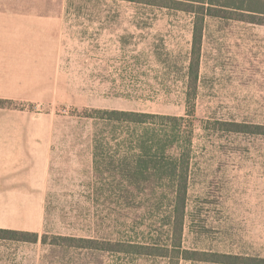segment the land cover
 I'll use <instances>...</instances> for the list:
<instances>
[{
  "label": "rangeland",
  "instance_id": "rangeland-1",
  "mask_svg": "<svg viewBox=\"0 0 264 264\" xmlns=\"http://www.w3.org/2000/svg\"><path fill=\"white\" fill-rule=\"evenodd\" d=\"M0 16L12 20L14 40L19 32L21 41L50 49L14 65V96L0 101L22 120L50 123L54 149L40 223L28 219L33 209L0 216V228L37 232L39 239L0 238V264L264 258V24L206 16L199 78L190 90L192 12L128 0H0ZM93 108L185 117L168 152L178 158L187 145L190 152L176 239L171 183L145 170L138 186H127L117 166L135 149L128 140L134 129L86 116ZM94 139L103 143L97 159ZM185 250L195 258L185 259Z\"/></svg>",
  "mask_w": 264,
  "mask_h": 264
},
{
  "label": "trees",
  "instance_id": "trees-1",
  "mask_svg": "<svg viewBox=\"0 0 264 264\" xmlns=\"http://www.w3.org/2000/svg\"><path fill=\"white\" fill-rule=\"evenodd\" d=\"M142 2L148 4H156L159 6L175 8L189 11L195 14L194 21V40L191 51L188 71H187V86L190 90H194L197 86L199 78V63H200V36L204 20L206 16L214 17H233L237 19L249 18L251 22L264 24V0H128ZM192 95L188 93V101L192 100ZM3 101H0V106H3ZM86 116L101 119L109 124L120 123L129 124L134 130L130 133L128 140L131 146L135 149L127 151L124 158L119 160V170H123L124 178L127 186H138L140 184L139 177L145 175V170H153L158 179L168 180L173 187L174 192V212L177 213L174 218L176 221L170 225L172 238L178 237V232L182 231L184 224V215L186 209L188 176L184 173L186 168V156L189 155L187 143L192 142L191 133L185 135L184 143L186 149L182 147L177 153L178 158H169V148L176 144L170 138L177 134L181 136V126L184 121V116L150 113L135 110L124 109H108V108H93L86 111ZM154 124H160L161 128L156 129ZM237 127H242L240 123H232ZM247 125L245 128H249ZM140 128V133L138 132ZM183 136V135H182ZM95 158L102 156L103 143L94 139ZM183 142V141H180ZM179 142V143H180ZM100 147V148H99ZM101 153V154H99ZM183 163L180 168L175 160ZM169 160L170 162H165ZM97 162V161H96ZM181 170V173L178 171ZM162 173H167L169 177L162 176ZM181 234V233H180ZM32 237L31 241L35 242L39 239L37 232L22 231L16 229L0 228V238H11L16 240L28 241V237ZM73 239L74 237H70ZM93 242V239H87ZM140 246V245H139ZM138 245L134 247H139ZM140 247L143 248L141 245ZM186 255H182L185 259H194L195 257L189 250H185ZM230 256L233 258V263L236 264H264V258L247 257L246 260L252 263H244L239 261V256Z\"/></svg>",
  "mask_w": 264,
  "mask_h": 264
},
{
  "label": "crops",
  "instance_id": "crops-1",
  "mask_svg": "<svg viewBox=\"0 0 264 264\" xmlns=\"http://www.w3.org/2000/svg\"><path fill=\"white\" fill-rule=\"evenodd\" d=\"M6 19L0 16V99L14 96L15 64L37 61L50 50L28 40L21 41L19 32L14 40L12 20ZM49 124L22 120L19 113L0 106V216L12 209L16 216L21 215L16 210L33 209L37 212L28 219L33 225L40 223L54 153ZM5 224L0 222V226Z\"/></svg>",
  "mask_w": 264,
  "mask_h": 264
}]
</instances>
